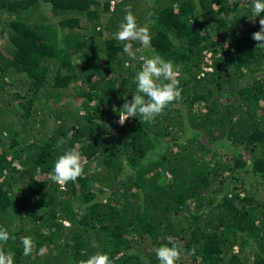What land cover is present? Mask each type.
I'll list each match as a JSON object with an SVG mask.
<instances>
[{"label":"trees","instance_id":"obj_1","mask_svg":"<svg viewBox=\"0 0 264 264\" xmlns=\"http://www.w3.org/2000/svg\"><path fill=\"white\" fill-rule=\"evenodd\" d=\"M251 5L0 0V248L14 264L98 252L159 264L155 249L173 242L177 264H264V48ZM128 8L151 36L135 60L113 38ZM153 54L178 68L181 97L152 123L120 126L140 57ZM72 147L84 172L61 189L48 173Z\"/></svg>","mask_w":264,"mask_h":264},{"label":"clouds","instance_id":"obj_2","mask_svg":"<svg viewBox=\"0 0 264 264\" xmlns=\"http://www.w3.org/2000/svg\"><path fill=\"white\" fill-rule=\"evenodd\" d=\"M251 12L259 19V30L251 34V39L256 43V48H264V0H252ZM151 15V13L149 14ZM253 20V19H252ZM255 20V19H254ZM113 38L123 45V52L132 60L137 58L136 53L149 49L151 36L148 25L137 24L136 17L130 8L125 10L123 21L118 26V31ZM133 42L141 45L139 49H133ZM142 63L139 70L132 78L136 86V92L131 100L125 102L119 110L117 123L124 126L125 122L132 117L139 116L144 123H152L156 117L164 114L165 109L181 97L179 88L180 72L171 61H166L158 54L151 57H140ZM115 109V108H113ZM64 143L61 138L57 147ZM84 172V160L77 147H72L63 152L54 162L48 176L52 182L59 185L61 189L66 188L69 182H75ZM14 239V237H11ZM10 239L8 230L0 227V242L6 243ZM22 255L30 257L33 254L34 241L30 236L21 237ZM96 245L93 244V247ZM42 251V250H41ZM194 251V250H193ZM184 249L176 242L172 246L162 245L155 249V256L159 264H177L180 261ZM0 264H14V254L6 253L0 248ZM79 264H112L108 254L96 253Z\"/></svg>","mask_w":264,"mask_h":264},{"label":"rangeland","instance_id":"obj_3","mask_svg":"<svg viewBox=\"0 0 264 264\" xmlns=\"http://www.w3.org/2000/svg\"><path fill=\"white\" fill-rule=\"evenodd\" d=\"M5 43H7V40L3 39V37H0V48L4 47L7 49L8 46ZM64 224L67 225L66 222H64Z\"/></svg>","mask_w":264,"mask_h":264}]
</instances>
